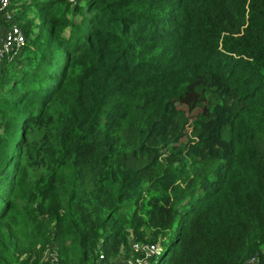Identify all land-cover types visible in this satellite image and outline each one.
<instances>
[{"label":"trees","instance_id":"obj_1","mask_svg":"<svg viewBox=\"0 0 264 264\" xmlns=\"http://www.w3.org/2000/svg\"><path fill=\"white\" fill-rule=\"evenodd\" d=\"M11 8L0 264H264V0Z\"/></svg>","mask_w":264,"mask_h":264},{"label":"built area","instance_id":"obj_2","mask_svg":"<svg viewBox=\"0 0 264 264\" xmlns=\"http://www.w3.org/2000/svg\"><path fill=\"white\" fill-rule=\"evenodd\" d=\"M12 0H0V66L9 59H13L18 51L26 43V35L22 27L15 21L14 10L11 8ZM138 250L144 253L143 257H139L140 264H152V257L159 252V245L153 244ZM41 261H44L41 258ZM57 262V260H56ZM27 264H38L34 260H30ZM41 264V263H40ZM57 264V263H56Z\"/></svg>","mask_w":264,"mask_h":264},{"label":"rangeland","instance_id":"obj_3","mask_svg":"<svg viewBox=\"0 0 264 264\" xmlns=\"http://www.w3.org/2000/svg\"><path fill=\"white\" fill-rule=\"evenodd\" d=\"M137 246H134V251L138 252H142L141 250L137 249ZM141 257V256H140ZM42 258L44 261H48L51 264H56V260H57V251H56V247L54 245H51L43 254H42ZM140 259L138 256H135L133 251L130 252V254L126 255V256H122V258H118L117 260H115V262H111L109 264H140ZM157 257L152 259V264L154 262V264H156L157 261ZM100 264H103L102 262Z\"/></svg>","mask_w":264,"mask_h":264},{"label":"clouds","instance_id":"obj_4","mask_svg":"<svg viewBox=\"0 0 264 264\" xmlns=\"http://www.w3.org/2000/svg\"><path fill=\"white\" fill-rule=\"evenodd\" d=\"M159 245V252L158 253H156L155 255H159L160 253H161V251H162V246L160 245V244H158Z\"/></svg>","mask_w":264,"mask_h":264}]
</instances>
